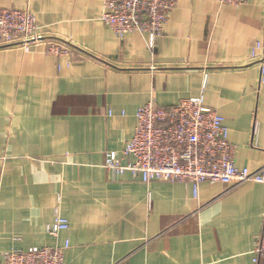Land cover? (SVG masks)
<instances>
[{"label": "crops", "instance_id": "0c3cea01", "mask_svg": "<svg viewBox=\"0 0 264 264\" xmlns=\"http://www.w3.org/2000/svg\"><path fill=\"white\" fill-rule=\"evenodd\" d=\"M27 9L66 55L0 48L2 253L62 245L63 264H256L264 184L143 183L103 167L153 100L203 94L223 116L234 162L264 167V86L250 58L264 42V0H176L148 48L103 22V0H0ZM69 226L46 232L55 207Z\"/></svg>", "mask_w": 264, "mask_h": 264}, {"label": "built area", "instance_id": "2783aa9c", "mask_svg": "<svg viewBox=\"0 0 264 264\" xmlns=\"http://www.w3.org/2000/svg\"><path fill=\"white\" fill-rule=\"evenodd\" d=\"M221 5L240 6L248 0H215ZM176 0H103V22L118 37L136 32L152 49L164 30ZM44 46V52L61 56L68 47L47 36L37 24L35 14L27 9L0 6V48L24 51ZM250 58L258 64L259 82L264 86V42L257 41ZM132 136L120 151H106L103 167L114 175L129 174L143 183L153 180L189 182L194 195L203 182L264 184V167L250 170L234 162V146L228 141L224 118L205 105L203 94L181 99L173 107L157 106L153 100L138 106ZM68 219L54 209L46 232L57 237L68 228ZM62 245L32 247L3 252L0 264H63ZM253 262L264 264V216L256 239ZM114 264H125L118 261Z\"/></svg>", "mask_w": 264, "mask_h": 264}]
</instances>
